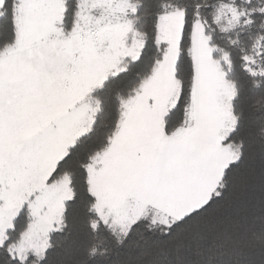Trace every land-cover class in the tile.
I'll list each match as a JSON object with an SVG mask.
<instances>
[{
  "label": "snow or ice",
  "instance_id": "snow-or-ice-1",
  "mask_svg": "<svg viewBox=\"0 0 264 264\" xmlns=\"http://www.w3.org/2000/svg\"><path fill=\"white\" fill-rule=\"evenodd\" d=\"M0 264H264V0H0Z\"/></svg>",
  "mask_w": 264,
  "mask_h": 264
}]
</instances>
